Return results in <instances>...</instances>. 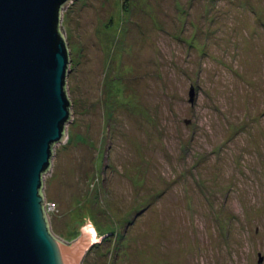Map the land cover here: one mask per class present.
<instances>
[{"label": "rangeland", "instance_id": "374dc122", "mask_svg": "<svg viewBox=\"0 0 264 264\" xmlns=\"http://www.w3.org/2000/svg\"><path fill=\"white\" fill-rule=\"evenodd\" d=\"M61 23L51 229L92 225L82 264H264V0H72Z\"/></svg>", "mask_w": 264, "mask_h": 264}, {"label": "water", "instance_id": "95a60500", "mask_svg": "<svg viewBox=\"0 0 264 264\" xmlns=\"http://www.w3.org/2000/svg\"><path fill=\"white\" fill-rule=\"evenodd\" d=\"M71 1L0 0V264H82L95 238L90 223L74 241L58 236L44 192L72 115L61 23Z\"/></svg>", "mask_w": 264, "mask_h": 264}]
</instances>
